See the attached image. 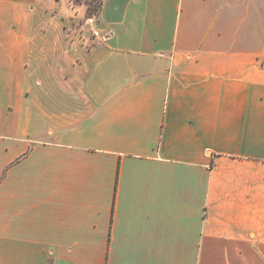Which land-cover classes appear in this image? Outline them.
<instances>
[{
	"label": "crops",
	"instance_id": "0c3cea01",
	"mask_svg": "<svg viewBox=\"0 0 264 264\" xmlns=\"http://www.w3.org/2000/svg\"><path fill=\"white\" fill-rule=\"evenodd\" d=\"M77 6L0 0V264H264V0Z\"/></svg>",
	"mask_w": 264,
	"mask_h": 264
},
{
	"label": "trees",
	"instance_id": "16d2710c",
	"mask_svg": "<svg viewBox=\"0 0 264 264\" xmlns=\"http://www.w3.org/2000/svg\"><path fill=\"white\" fill-rule=\"evenodd\" d=\"M72 5H83L86 16H98L102 9L103 0H68Z\"/></svg>",
	"mask_w": 264,
	"mask_h": 264
},
{
	"label": "built area",
	"instance_id": "2783aa9c",
	"mask_svg": "<svg viewBox=\"0 0 264 264\" xmlns=\"http://www.w3.org/2000/svg\"><path fill=\"white\" fill-rule=\"evenodd\" d=\"M95 19H96V16H94V15L93 16H87L85 18L84 22H85L86 25L93 26L94 22H95ZM92 35H93L94 38L100 39V37L98 35V32L95 31L94 29H93Z\"/></svg>",
	"mask_w": 264,
	"mask_h": 264
},
{
	"label": "rangeland",
	"instance_id": "374dc122",
	"mask_svg": "<svg viewBox=\"0 0 264 264\" xmlns=\"http://www.w3.org/2000/svg\"><path fill=\"white\" fill-rule=\"evenodd\" d=\"M79 9H81L82 11H84V17L83 18H81L79 21L80 22H83L84 23V21H85V18L87 17L86 16V13H85V7L83 6V5H80V6H77Z\"/></svg>",
	"mask_w": 264,
	"mask_h": 264
}]
</instances>
